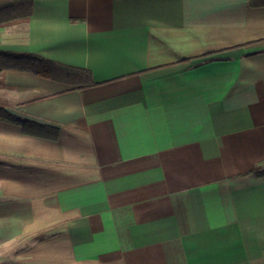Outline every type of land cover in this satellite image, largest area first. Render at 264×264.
<instances>
[{
  "label": "crops",
  "instance_id": "obj_1",
  "mask_svg": "<svg viewBox=\"0 0 264 264\" xmlns=\"http://www.w3.org/2000/svg\"><path fill=\"white\" fill-rule=\"evenodd\" d=\"M0 68V264H264V0H0Z\"/></svg>",
  "mask_w": 264,
  "mask_h": 264
},
{
  "label": "trees",
  "instance_id": "obj_2",
  "mask_svg": "<svg viewBox=\"0 0 264 264\" xmlns=\"http://www.w3.org/2000/svg\"><path fill=\"white\" fill-rule=\"evenodd\" d=\"M35 62H36V66H38L39 70H36L35 68H33L31 66V68H29L30 70H34L35 73L40 74V75H44V76H49L51 74V72L54 70V62L50 61V60H46L44 58H40V57H34ZM33 59V60H34ZM2 70V68H0V71ZM0 110H3L4 114H6L9 120L12 121H22V119H19L18 117L9 114L5 111L4 107L0 106ZM258 175H264V162L262 164V168L256 172Z\"/></svg>",
  "mask_w": 264,
  "mask_h": 264
}]
</instances>
